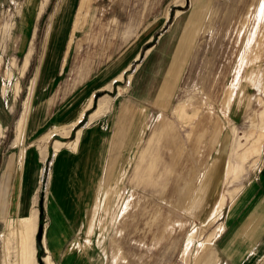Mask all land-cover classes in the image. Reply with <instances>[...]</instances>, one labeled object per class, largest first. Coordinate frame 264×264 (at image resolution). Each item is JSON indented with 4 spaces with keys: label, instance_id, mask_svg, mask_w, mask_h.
Returning <instances> with one entry per match:
<instances>
[{
    "label": "rangeland",
    "instance_id": "374dc122",
    "mask_svg": "<svg viewBox=\"0 0 264 264\" xmlns=\"http://www.w3.org/2000/svg\"><path fill=\"white\" fill-rule=\"evenodd\" d=\"M39 1L0 0V264H20V258L29 255L34 256V264H53L45 237L41 241L40 262L37 258V227L41 224L43 231L47 223L45 206L48 208L52 202H58L67 210L68 204L73 201L82 204L96 202L98 186L102 193L99 198H103L105 204L116 203L119 196L114 198L112 193L135 195L128 214L123 216L120 213L113 221L106 216L100 225L94 227L89 236V251L94 257V264H201L205 258L200 255L205 251H211L212 264L217 262L215 241L223 227L225 211L257 172L264 158V79L257 81L253 72L259 70L264 77V44L258 45L264 43V0L258 5L257 0H181L178 2L183 5L181 7L172 2L164 5L169 11L168 18L162 19L150 31L147 36L150 38L146 37L139 45V58L131 61L123 80L111 87V102L119 91L117 106H130L132 111L142 109L145 114L149 113L146 115L149 120L143 139L137 147H130L129 150L119 147L116 158L121 160L120 154L128 150L126 160L122 158L123 163L110 165L113 172L107 176L109 178L102 180V170L112 152L110 147L101 149L104 163H99V179H92L91 184L82 180L85 188L90 186L93 190L89 195H77L74 199L64 195V189L59 193L58 189L64 185L62 181L59 184L57 178L49 179L52 173L51 154L41 160L39 144L50 131V124L45 123L31 134L27 121L23 142L15 140L16 125L24 108L30 79L38 69L41 73L45 61L51 60L45 38L50 16L51 33H54L59 21L65 18L68 11L74 10L76 0H61L58 3L59 0H49L42 13L36 16ZM95 2L107 6L110 0ZM177 10L182 12L175 16ZM107 19L109 17L103 19L105 24ZM65 23L67 27V21ZM31 41L34 50L25 70L23 61L26 54L29 56L26 51ZM153 44H157L153 54L165 49V73L163 77L147 75L146 83L157 82L164 97L158 102L167 105L164 109L154 105L151 112L147 102L152 101L146 104L137 101L135 104L123 93L128 90L125 85L127 76ZM141 70L143 74V68ZM248 72V80L258 87L260 95L255 86L247 84L245 75ZM37 93L36 83L31 108L37 102ZM105 93L109 94L101 91L96 96ZM158 95L161 98L160 93ZM159 112H162L160 116ZM125 116L122 113L121 118H127ZM23 124L24 119L22 128ZM170 126L179 136V142L175 143L170 137L171 132L163 129ZM61 130L64 134L67 129ZM74 134L75 131H72L68 138ZM107 134L110 137L111 132ZM28 144L36 155L34 209L28 217L6 222L8 216L16 218L7 213L11 185L8 171L18 166L21 149ZM61 145L65 144L56 141L54 151L62 149ZM40 149L42 156L47 154L44 145ZM128 156H131L129 164ZM181 157V163H176ZM195 157L198 160L193 162ZM214 160L217 163L215 190L208 197V204L202 212L190 213L185 209L190 199L187 198L184 204H177L176 187H181V193L185 188L188 193L191 192L189 184L194 182L196 187L198 183L197 178L192 180L194 164L196 173H201L199 171H205ZM40 170L42 173L39 175ZM37 180L40 182L37 183ZM167 185L170 186V196L162 200L160 193ZM34 188L31 189V196ZM40 198L43 204L41 217L38 214ZM140 208L141 212H136ZM74 212L67 210L69 217ZM159 216L166 218L167 222L164 235L158 239L155 232ZM190 238L191 243L197 242L184 255L185 242L187 245ZM117 247L119 254L114 253ZM193 253H197L195 261ZM47 257L50 263H47Z\"/></svg>",
    "mask_w": 264,
    "mask_h": 264
},
{
    "label": "crops",
    "instance_id": "0c3cea01",
    "mask_svg": "<svg viewBox=\"0 0 264 264\" xmlns=\"http://www.w3.org/2000/svg\"><path fill=\"white\" fill-rule=\"evenodd\" d=\"M48 1H39L36 16L42 13ZM179 1L181 0H110L109 4L105 6L97 4L95 0H76L74 10L68 11L65 18L59 21L57 28L53 29L54 33H51L52 16H50L45 38L46 43L49 44L51 60L45 61L41 73L38 69V72L36 71L30 79L28 92L24 98V108L16 125L15 140L18 143L23 142L27 121L28 131L31 134L36 133L45 123L50 124V131L41 138L39 153L41 160H44L48 153L51 154L52 173L49 174V179L57 178L59 184H61L60 181L62 184L64 183L58 189L59 193H61V189H64L62 193L73 196L72 199L77 195H89L93 188L90 186L85 188L81 181L85 180L90 183L92 179H99V163H104V152L101 149L110 147L112 152L108 163L102 170L104 172L102 180L109 178L107 176L113 172L110 165H115V162L123 163L122 158L125 159L129 148L137 147L143 139L149 120L146 115L149 113L145 114L142 109L136 112L132 111L130 106L123 108L122 105L117 106L116 99L121 94L119 91L116 92L112 102L110 94L107 93L95 98L98 92L111 91L115 82L123 80V74L131 65V61L139 58L138 49L141 42L162 19L168 18L169 11L164 8V5L172 2L177 6ZM260 2L262 0H257V5ZM181 12V10H177L174 15L178 16ZM108 17L105 24L103 19ZM66 21L67 27L65 26ZM50 36H53L51 43H49ZM263 44L258 43V45ZM156 47L157 44H153L145 50V55L127 76L125 85L128 90L123 93L127 94V99L135 104L137 101H142L144 104L147 101H152V104L147 102L151 112L154 105H156L155 108L160 106L161 109L167 105L158 102L164 97L157 82L150 85L146 83L147 75L155 74L163 77L162 74L165 73V49L160 50L159 54L155 52L153 54ZM33 50V41H31L26 51L29 56L26 54L23 61L25 70L30 64ZM142 68L143 74H141ZM253 72L257 81L264 79L259 70H253ZM248 74L249 72L245 75L247 84L255 86L248 80ZM36 83L38 84V93L35 98L37 102L31 108ZM255 88L260 95L258 87L255 86ZM227 112H229L228 109ZM107 113L109 114L106 115ZM122 113H125L127 118H121ZM158 114L160 116L162 112ZM61 128L67 129L66 133L63 134ZM165 128L163 129L167 133L171 132V139L175 143L179 142V136L174 133V128L171 126ZM72 131H75L74 136L68 138ZM109 131L111 132L110 137L107 134ZM55 136L65 138V140L55 138ZM148 137L150 138V136ZM149 138L145 142L146 146ZM56 141L65 145L60 146L62 149L54 151ZM29 145L24 146L27 151L24 147L21 149L18 166L14 170L8 171L11 174V185L7 196V213L16 218L8 216L6 222L11 219L28 217L34 209L33 197L37 191L34 179L36 176V155L35 151L29 149ZM43 145L47 148V154L44 156L40 149ZM119 147L128 148L124 152L125 154H122L123 152L120 154L121 160L117 159ZM49 148L52 149L51 152H49ZM198 156L199 154H197ZM182 160L183 157L176 163H181ZM194 160L196 162L198 158L195 157L193 162ZM130 161L131 156H128L127 163L129 164ZM186 162L189 163L187 159ZM216 165L214 160V163L209 168H205V171L200 170L201 173H196L197 168L194 164L195 174H193L192 180L197 178L198 183L196 187H194V182L189 184L191 190L189 193L187 188L181 193V187L176 184L178 205L184 204L188 198V200L190 199L189 205L185 209L190 213L202 212L205 205L208 204V197L215 190ZM41 173L42 170L39 171V175ZM39 182L40 180H37V183ZM74 184L77 186L74 187ZM96 190V202L82 204L73 201L68 204L67 210L75 211L71 217L67 214L66 208H63V205L58 202H52L48 208L45 206L47 223L42 231L41 241L45 237L53 264H94V257L89 251L91 242L89 236L94 227L100 225L106 216L113 221L120 213L125 216L131 211L130 204L134 201L135 193H112L114 198L119 196L115 200L116 203L113 201V204H105L103 198H99L102 196L99 186ZM169 191L170 186L167 185L160 193L162 200H166L170 196L168 195ZM221 195L223 196L222 193ZM221 195L220 198H222ZM141 210L140 208L136 212H141ZM132 214L136 215V213ZM166 222V218H158L156 238L159 239L164 235ZM191 239H188L187 245L185 242L184 255H187L197 242L196 240L191 243ZM215 242L217 262L214 264H264V158L254 176L227 207L223 227ZM118 249L117 247L114 253H118ZM196 255L197 253H193L194 261L197 258ZM203 256L205 260L201 264H212L211 251L203 252L200 257ZM33 257V255H29L20 258V264H34ZM44 260L46 261V259ZM48 261L49 257H47V263H50Z\"/></svg>",
    "mask_w": 264,
    "mask_h": 264
},
{
    "label": "water",
    "instance_id": "95a60500",
    "mask_svg": "<svg viewBox=\"0 0 264 264\" xmlns=\"http://www.w3.org/2000/svg\"><path fill=\"white\" fill-rule=\"evenodd\" d=\"M109 94H111V91H107ZM97 99V96L96 98ZM51 148H49V152H51ZM38 211H39V217L42 216V198H40V202H39V208H38ZM41 234H42V225L41 224H38V227H37V235H36V240H35V243H36V246H37V258H38V262L39 261V257H40V252L42 250V246H41Z\"/></svg>",
    "mask_w": 264,
    "mask_h": 264
}]
</instances>
